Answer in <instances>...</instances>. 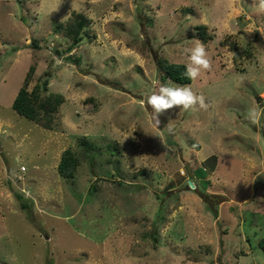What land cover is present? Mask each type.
Here are the masks:
<instances>
[{
  "label": "rangeland",
  "instance_id": "1",
  "mask_svg": "<svg viewBox=\"0 0 264 264\" xmlns=\"http://www.w3.org/2000/svg\"><path fill=\"white\" fill-rule=\"evenodd\" d=\"M73 9L90 23L69 50L56 24ZM262 32L258 0H0V264H264ZM197 42L212 70L162 78L157 58L186 64ZM31 66L29 89L64 96L52 128L12 107ZM161 85L207 107L157 124Z\"/></svg>",
  "mask_w": 264,
  "mask_h": 264
},
{
  "label": "trees",
  "instance_id": "2",
  "mask_svg": "<svg viewBox=\"0 0 264 264\" xmlns=\"http://www.w3.org/2000/svg\"><path fill=\"white\" fill-rule=\"evenodd\" d=\"M90 23V18L82 11L73 9L70 17L64 22H57L56 26L58 29L70 39V42L67 48L70 50L75 47L80 40L82 39V34L85 27ZM200 27H204L203 24H200ZM74 61L77 63L79 61L78 57L74 58ZM156 66L161 71V77L164 79H171L179 83H187L190 80L183 75L185 71V64L178 62H167L162 57L157 58ZM33 67L27 71L24 76L23 84L19 87L15 97L12 100V107L20 114L26 116L27 118L33 120L40 126L46 128H52L54 124L55 114L58 111L59 106L64 101V96L60 92L48 91L47 79L42 80L41 83L36 82L30 89L27 87L31 79ZM212 159V161H211ZM203 161L213 168L215 155L211 154L207 156ZM77 161L76 158L72 155L70 149H65L62 157L58 163V171L61 175L65 177L72 176V173L76 167ZM202 169L206 171L204 166H200L193 170L196 173V170L199 171ZM94 182L91 184V190H95L97 186ZM18 198L24 199L23 195L19 192H15ZM212 196V194H210ZM202 198L209 204L213 212H216V209L213 208L212 203L208 199V193L202 195ZM27 202L22 201L21 207L25 208ZM258 246L264 252V235H262L258 240Z\"/></svg>",
  "mask_w": 264,
  "mask_h": 264
},
{
  "label": "clouds",
  "instance_id": "3",
  "mask_svg": "<svg viewBox=\"0 0 264 264\" xmlns=\"http://www.w3.org/2000/svg\"><path fill=\"white\" fill-rule=\"evenodd\" d=\"M258 8L264 11V0H258ZM264 35V32L261 33ZM187 63L183 75L190 81L195 82L200 77L202 71H211L212 62L208 57L206 47L202 42H197L195 46L185 48ZM264 96V93L261 94ZM145 101H141L143 105ZM199 103L202 108H206L203 96H197L191 85L169 86L161 85L158 91L147 96L146 104L151 108L156 123L159 124V116L163 115L167 110L179 107L182 110H188ZM260 113L255 107L248 110V117L254 124L259 123Z\"/></svg>",
  "mask_w": 264,
  "mask_h": 264
}]
</instances>
